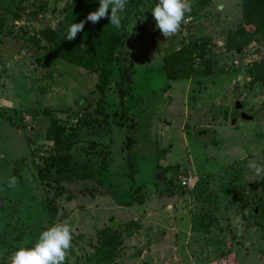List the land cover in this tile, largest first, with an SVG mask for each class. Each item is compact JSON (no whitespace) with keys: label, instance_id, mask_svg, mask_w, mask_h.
<instances>
[{"label":"rangeland","instance_id":"rangeland-1","mask_svg":"<svg viewBox=\"0 0 264 264\" xmlns=\"http://www.w3.org/2000/svg\"><path fill=\"white\" fill-rule=\"evenodd\" d=\"M71 1L0 4V264L57 222L74 229L64 264H94L86 257L110 220L120 244L108 264H264V180L248 167L264 165V0H191L193 13L169 38L155 29L158 0H142L116 51L103 112L97 73L54 55L41 35ZM199 36L213 45L211 73H197L207 60L195 51L187 62L196 72L170 79L164 53ZM239 101L253 121L239 118ZM53 119L67 128L59 143L48 138ZM55 153L68 157L45 168L43 156ZM54 174L64 189L51 223ZM189 175L197 186L182 188Z\"/></svg>","mask_w":264,"mask_h":264},{"label":"trees","instance_id":"trees-1","mask_svg":"<svg viewBox=\"0 0 264 264\" xmlns=\"http://www.w3.org/2000/svg\"><path fill=\"white\" fill-rule=\"evenodd\" d=\"M1 1L2 0H0V4ZM141 1L142 0H128L126 9L122 13V26L119 29L111 25L107 18L101 19L97 24L86 22L84 30L76 37L80 41V44L77 45L70 44L71 41L65 39L67 28L72 23H79L81 20H84L89 12L95 11L99 6V0H72L67 6L65 18L60 25L56 28L49 27L41 31V35L49 43L47 48H50L54 55L90 72L97 73L98 81L96 87L101 94L98 110L101 112H103L102 102L106 97V90L110 84L115 61L119 59L116 51L124 43L127 35V25L131 18V11L134 7L139 5ZM191 13L193 12L191 11ZM195 51L197 52L195 55L196 57L200 56L204 58V60H207L205 68L198 70L197 73H211L213 64L211 59L213 45H211V39L208 37L199 36L191 40L187 46L176 49L172 51V53H164L165 68L170 79L177 80L180 78H188L191 74L196 72L194 60H189V62H187V59H191ZM254 65L255 72L253 71V73L257 74L261 62H256ZM124 76L127 78L128 82L120 89L119 96L120 104L124 107L125 111H127L126 98L130 89L131 79L125 72ZM66 129V126L60 125L56 119H53L50 130L53 131L54 134H49L48 138L59 143L63 139ZM71 143L68 145V148L71 147ZM67 157L68 155L65 156L56 153L43 156L45 161L44 167L49 168L51 163L63 162ZM39 174L43 177L42 168H40ZM50 178L52 181H55L58 186L55 197L50 198L47 205L49 221L53 223L58 215V207L55 200L57 197L63 195L64 188L61 184L62 179L58 174H54ZM100 243L101 245L96 249L94 256L88 255L86 257L88 262L95 260L94 264H108L110 259L116 254V248L120 244V232L107 226L103 230V238Z\"/></svg>","mask_w":264,"mask_h":264},{"label":"clouds","instance_id":"clouds-1","mask_svg":"<svg viewBox=\"0 0 264 264\" xmlns=\"http://www.w3.org/2000/svg\"><path fill=\"white\" fill-rule=\"evenodd\" d=\"M128 0H99L95 11L89 12L84 20L68 26L65 39L73 41L84 30L86 22L97 24L107 18L110 24L119 29L122 26V13L126 9ZM110 10V15H109ZM191 0H158L151 8L155 29H158L165 38L177 34L186 14L191 13ZM132 32V28L129 33ZM9 67L12 66L9 62ZM248 167L254 173L256 180H264V165L250 161ZM8 186L16 188L18 180L12 176ZM73 227L67 222H57L43 230L32 247L20 246L14 251L9 264H64L68 251L72 247Z\"/></svg>","mask_w":264,"mask_h":264},{"label":"water","instance_id":"water-1","mask_svg":"<svg viewBox=\"0 0 264 264\" xmlns=\"http://www.w3.org/2000/svg\"><path fill=\"white\" fill-rule=\"evenodd\" d=\"M244 107V103L239 101V102H236V105H235V108L236 109H239V110H242ZM239 118L241 120H244V121H253L255 119V117L253 115H250L248 114L245 110H243L240 115H239ZM237 121V118H233L231 119V122L234 124L235 122ZM257 210V209H256ZM109 226L114 228V229H119L120 226H119V223L117 220H110L108 222Z\"/></svg>","mask_w":264,"mask_h":264},{"label":"built area","instance_id":"built-area-1","mask_svg":"<svg viewBox=\"0 0 264 264\" xmlns=\"http://www.w3.org/2000/svg\"><path fill=\"white\" fill-rule=\"evenodd\" d=\"M199 178L195 175L182 177L180 184L182 188L193 189L197 186Z\"/></svg>","mask_w":264,"mask_h":264},{"label":"crops","instance_id":"crops-1","mask_svg":"<svg viewBox=\"0 0 264 264\" xmlns=\"http://www.w3.org/2000/svg\"><path fill=\"white\" fill-rule=\"evenodd\" d=\"M126 101H127V98H126ZM108 143H106V145H107ZM104 191V190H103ZM98 196H102V195H98ZM104 199H109V200H111L112 199V201H114V203H116L117 205H116V207H119V208H122V207H126V206H123V205H119V199H115L113 196H111L108 192L104 195V197H103ZM114 198V199H113Z\"/></svg>","mask_w":264,"mask_h":264},{"label":"flooded vegetation","instance_id":"flooded-vegetation-1","mask_svg":"<svg viewBox=\"0 0 264 264\" xmlns=\"http://www.w3.org/2000/svg\"><path fill=\"white\" fill-rule=\"evenodd\" d=\"M237 110H238V114L240 115V113L244 110V107L242 110H239V109H237Z\"/></svg>","mask_w":264,"mask_h":264}]
</instances>
